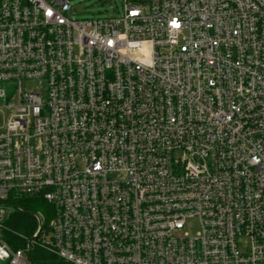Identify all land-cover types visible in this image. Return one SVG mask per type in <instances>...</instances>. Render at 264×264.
Segmentation results:
<instances>
[{
  "label": "built area",
  "instance_id": "2783aa9c",
  "mask_svg": "<svg viewBox=\"0 0 264 264\" xmlns=\"http://www.w3.org/2000/svg\"><path fill=\"white\" fill-rule=\"evenodd\" d=\"M120 3L0 0V264H264V0Z\"/></svg>",
  "mask_w": 264,
  "mask_h": 264
},
{
  "label": "trees",
  "instance_id": "16d2710c",
  "mask_svg": "<svg viewBox=\"0 0 264 264\" xmlns=\"http://www.w3.org/2000/svg\"><path fill=\"white\" fill-rule=\"evenodd\" d=\"M7 206L13 208V211L10 212L7 219H4L1 238L12 249L16 250L33 238L32 235L38 226L37 213L40 212L45 219H48L51 208L37 198L25 197L10 198L5 203V207ZM39 253L45 255L40 250Z\"/></svg>",
  "mask_w": 264,
  "mask_h": 264
},
{
  "label": "rangeland",
  "instance_id": "374dc122",
  "mask_svg": "<svg viewBox=\"0 0 264 264\" xmlns=\"http://www.w3.org/2000/svg\"><path fill=\"white\" fill-rule=\"evenodd\" d=\"M73 19L103 18L116 16L120 12V0H69ZM4 219H7L13 208L5 207ZM42 215L40 212L37 213Z\"/></svg>",
  "mask_w": 264,
  "mask_h": 264
},
{
  "label": "snow or ice",
  "instance_id": "6c2138e0",
  "mask_svg": "<svg viewBox=\"0 0 264 264\" xmlns=\"http://www.w3.org/2000/svg\"><path fill=\"white\" fill-rule=\"evenodd\" d=\"M173 24L175 25V21H173Z\"/></svg>",
  "mask_w": 264,
  "mask_h": 264
}]
</instances>
